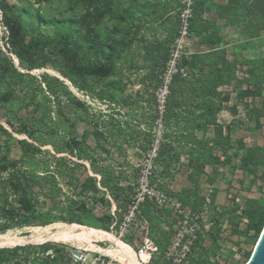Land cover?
Wrapping results in <instances>:
<instances>
[{"label": "trees", "instance_id": "trees-1", "mask_svg": "<svg viewBox=\"0 0 264 264\" xmlns=\"http://www.w3.org/2000/svg\"><path fill=\"white\" fill-rule=\"evenodd\" d=\"M76 1L85 5L84 11L77 16V23L73 24V20H70L67 28L59 29L56 20L46 19L39 11L35 25H29L24 21L25 11L17 10L8 0H0L1 22L6 28L2 39H5L3 44L7 50H4L0 41V105L16 117L19 110L33 107L29 120H22L18 127L12 124L13 129L41 143H45L43 131L50 135L63 131L65 139L60 145L54 142L55 148L76 154L79 158L89 157L86 140L90 136L98 145L103 139L115 147H138L149 153L155 146L154 125L160 117L155 95L148 101L149 111L142 109L138 113L132 109L130 113L127 112L125 119L111 117L93 122L89 106L60 78L44 73L42 81L46 90L41 82L28 84L33 80L38 81L31 74L32 70L55 62V69L68 78L75 88L94 91L96 85L104 81L96 93L102 99L107 97L111 103L117 101V94L123 88L118 82L109 81V78L118 72V59L127 45L126 36L105 34L102 25L107 18L117 20V25L125 22V31L117 26L118 31L130 34L139 18L135 12L140 11L144 15L147 13L146 8L140 0ZM148 6H151L150 3ZM204 14V2L193 0L188 31L190 36L199 38L209 48L182 56L180 66L185 67L188 74H174L169 84L161 116V135L149 173L154 193L162 192L167 197L182 201L189 207L188 214L185 211L174 212L170 206H158L152 192L144 193L143 200L138 203L136 216L147 222L146 232L156 246L148 264H176L168 256V251L178 222L187 221L188 226L199 224L193 226L192 232L184 233L181 239V245L192 239L189 253L193 258L192 264H241L227 259L220 263L215 258L222 249L224 233L246 236L255 241L264 228V198L244 205L236 201L232 205H223L215 201L216 191L207 200L199 190L204 176L210 185L217 181L216 175L207 172L209 166L214 169L217 165L227 167L228 176H222V179L229 187L239 183L242 189L251 190L260 177L264 179V136L261 144L250 148L246 145L245 134L234 137V131H237L234 124L239 115L238 103L228 105L231 96L224 92V87L232 86L238 101H246L247 121L255 122L257 130H264V54H254L252 47H243L241 44L230 48V42L220 34L217 21L206 18ZM216 17L227 20L248 41L253 40L264 33V0H227L217 5ZM47 23L51 24V28H46ZM150 49L152 61L164 71L170 57V42L152 44ZM245 49L249 54L245 53ZM7 52L18 58V65ZM239 72H242V76H239ZM152 85L156 89L157 86ZM59 89L68 95L67 103L62 102ZM249 98L255 103L250 104ZM52 103L56 116L54 121L47 123L46 117L53 118ZM127 103L132 106L130 102ZM137 107L143 108L139 100ZM223 110H229L233 116L228 124L221 122L230 117L228 112H221ZM40 112L43 113L39 117L37 114ZM79 120L89 124L81 137L77 132ZM18 142L24 152L22 158H0V173L7 174V181L0 188V233L16 226L47 225L55 221L77 222L109 231L112 224L120 225L124 215L136 202L132 177L128 176L125 168L121 166L117 170H103L95 167V171L101 174L99 185L105 188L104 194L99 197L102 190L93 177L81 182V189L91 191L90 198L93 201L110 206L111 201L106 197L108 193L115 203L114 214L94 216L93 209L86 203L74 199H70L71 210L66 216H53L50 212L41 211V205L48 202L55 208L60 205L63 192L58 174L38 172L40 162L37 153L41 149L26 138ZM102 149L110 151L105 146ZM230 150H234L235 155L241 153L239 163H232ZM61 160L63 158H58L57 162ZM181 171L191 185L175 191L172 183ZM58 173L62 175L64 172L58 170ZM70 175L73 176V170H70ZM123 181L127 184H122ZM41 197L44 200L41 201ZM163 223H167L168 227ZM26 246L0 248V264H20L13 262L11 256ZM250 256L251 252L247 251L246 258Z\"/></svg>", "mask_w": 264, "mask_h": 264}, {"label": "rangeland", "instance_id": "rangeland-1", "mask_svg": "<svg viewBox=\"0 0 264 264\" xmlns=\"http://www.w3.org/2000/svg\"><path fill=\"white\" fill-rule=\"evenodd\" d=\"M8 1L11 4H14L17 7V10L21 12L25 11L24 21L27 24L35 25L37 22L36 14L39 11L40 14L46 19L56 20V24L59 26V29L67 28L69 22H71L70 20H73V24H76L77 16L83 12L85 8V5L78 3L76 0ZM199 1H202L205 4L204 16L217 21L219 24L220 34L225 40L230 42V48H232L235 44H241L243 47H252L255 51L254 54H264V33H262L258 38L248 41L243 33H241L239 29L231 26L227 20L217 19V5L224 3L227 0ZM139 2L143 4L144 8H146L147 13L141 15L140 11L135 12V15L139 16V18L136 19V25L132 27L130 34L126 32L121 33L118 31L117 26H119L123 32L125 31V22L117 25V20L107 18L105 23L102 25L103 32L105 34H113V36L118 37H121L122 35L126 36L127 45L124 46L122 56L118 59L117 63L118 72L116 75L109 78V81L114 80L115 82H118V84H121V87L123 88V90L119 91L117 94L116 102L111 103L110 99L107 97L102 99L100 95L96 93L98 92V89L101 87V85L104 84V81L99 82L98 85H96V89H94V91H81L78 88H75L68 78L64 77L55 69V62L49 63L46 67L32 70L31 74L37 77L38 81L36 82L33 80L28 84H38L41 82L42 86L46 90L45 83L42 81V75L44 73L60 78L63 80V84H68V88L79 99L84 101L86 105L89 106L90 119H93V122H95L96 119H107L111 117L115 119H125L127 112L130 113L132 109H136V112L138 113H140L142 109L149 111L150 106L148 105V101L153 95H155L157 98V91L160 85L161 75L163 73L162 68L156 66L152 61L150 55L151 45L158 44V42L161 41H167L170 42L172 48L174 40L179 37L180 31L183 29L182 14L185 13V10H191V4L193 0H140ZM148 3H150L151 6H148ZM125 5L127 6V3ZM1 18L0 12V40L4 43L5 39L3 41L2 38L6 34V28L2 24ZM50 25L51 24L47 23L46 28H51ZM3 46L5 48L4 44ZM208 48L209 46L201 43L199 38L191 35L184 42L183 56L195 52H201ZM245 53L249 54V51L245 49ZM11 54L12 53H10V56L12 57L13 61L16 65H18V58L15 55L12 56ZM238 74L239 76H242V72H239ZM152 84L157 86L156 89ZM224 92L230 93L231 96L228 105L238 103L239 115L234 124V129H237V131H234V137L236 138L240 134H245V141L248 148L257 144H261L263 142L264 130H257L255 122L247 121L245 115L246 101H238L236 98L237 93L234 91L232 86L224 87ZM59 94L61 96L60 98L62 102L67 103L68 95L64 93V91H61V89H59ZM138 100L140 104H142L143 108L137 107ZM251 100L252 99L249 98L248 102L250 104H254L255 102H251ZM127 102H130V105L132 106H128ZM44 103L45 101L43 102V106ZM51 106L52 110H54L52 111L53 118L46 117L45 122L47 123L54 121V117L56 116L54 108L55 105L52 103ZM156 109L159 111L158 100ZM42 113L43 112L38 113L37 116H42ZM80 113L82 114L83 112ZM32 114L33 107H30L28 109L19 110L18 117H16L13 112L7 111L5 107L0 105V126L9 132H4L0 127V158H22L24 156V152L18 142L19 139L26 138L41 149V151L37 153V158L40 162L38 172L44 174V172L47 171L49 173L55 172L58 174V182L63 192L60 198L61 201L59 207L55 208L52 206L51 202H48L41 205V211L50 212L53 216H66L71 210L70 199H74L76 201L86 203L87 206L93 209L94 216H102L103 214L107 213L114 214L115 203L108 193H106V197L111 201L110 206L102 203L101 201H93V199L90 198L91 191H84L81 189V182H83L88 177L96 178L99 185L101 174L95 171V167L101 168L103 170H117L121 166L125 168L127 170L128 176L132 177L131 182L135 187L136 200L143 198L144 193L147 191L154 193V185L150 183L151 179L149 178V171L152 168V151L145 153L138 147H128L125 145L119 148L111 145L108 141L103 139L100 140V144L98 145L93 136H90L86 140L89 157L84 155L85 157L79 158L76 154H71L68 151L58 150L55 148L54 142L60 145L65 139V133L63 131L53 135L43 131L42 139L45 140V143H41L39 141H34L25 133L18 134L13 129L12 124L18 127L22 120L28 121ZM71 116L74 118L73 115ZM19 117L21 119H19ZM229 118L230 117H227V120H229ZM158 120L159 117L154 125V132L156 135L155 145L157 144L161 135V126ZM88 126L89 124L86 121L79 120L77 124V132L80 137L83 135L85 129ZM60 127L62 128V126ZM10 134L13 137H11ZM104 146L110 151H104L102 149ZM230 153L232 154V163H239V155L241 153L235 155L234 150H230ZM58 158H63V160L57 162ZM58 170H62L64 173L60 175ZM70 170H73V176L70 175ZM207 172L214 174L217 177V181L214 183V185H210L204 176V179H202L199 185V190L208 198L207 200L211 199V194L214 191L217 193L215 201L218 204L223 205H232L234 201L244 205L249 202L258 201L259 199L264 198V179L262 177L257 180V183L251 190H244L241 188L239 183H235L233 186L229 187V185L222 179V176H228L227 167L225 166L217 165L216 169L209 166L207 168ZM6 179L7 174L0 173V188L5 185L7 181ZM122 184L127 183L126 181H123ZM187 185L189 186L191 184L187 180L184 172L181 171V173L178 174L176 180L172 183V188L175 191H179L183 186ZM100 189L102 191L99 194V197L104 194L103 191L105 188L100 187ZM156 192L157 191H155V193ZM42 200H44V197H41V201ZM153 200L158 206H170L174 208V212L178 213L185 211L187 212L186 214H188L189 207L185 206L183 202L177 198L168 197V199H164L161 194L157 193L154 195ZM125 216L126 214L124 215L123 221L125 220ZM205 218L206 216L204 215V219ZM171 219L172 217H170V220ZM141 220H143V218L136 216L131 220H126L124 223L122 221L120 225L117 226H114V223L109 229L110 232L114 233L119 239L129 244L137 253H139L140 258L142 252L140 253L139 250L147 245L145 240V224L141 222ZM40 224L41 223L26 227L16 226L10 228L9 230L27 234L31 227L41 226ZM163 225L168 227L167 223H163ZM197 225L199 226V224ZM197 225L192 224L191 226ZM191 226H188L187 221L182 223L178 222L175 225L174 228L177 232L172 239V245L168 251V256H171L173 261L181 257L183 252L186 250L185 243L181 245L180 238L184 233L190 230ZM258 239L259 237L255 241H251L246 236L239 237L237 235H226V233H224L222 249L215 258L219 260L220 263H224V259H227L234 263L239 262L241 264H246L250 259L246 258V252L250 251L252 255ZM96 244L103 248L116 247V245L109 240L98 241ZM25 245H27L25 249H22L17 254L11 256V258L14 260L13 262H20V264H67V261L60 253V250L70 246H77L85 250L88 260L87 262L89 263H94L98 258L97 264H124L112 255L96 248H90L85 244L81 245L68 242L51 241L47 242V244L43 246L40 244ZM186 259L188 260L186 261V264H192L193 258L191 254L188 255Z\"/></svg>", "mask_w": 264, "mask_h": 264}, {"label": "bare ground", "instance_id": "bare-ground-1", "mask_svg": "<svg viewBox=\"0 0 264 264\" xmlns=\"http://www.w3.org/2000/svg\"><path fill=\"white\" fill-rule=\"evenodd\" d=\"M27 234L8 230L0 233V248H13L25 244H42L47 242H68L85 244L106 252L124 264H148L150 253L143 250L141 258L129 244L119 239L114 233L79 223L55 222L44 226H33ZM112 241L116 247L103 248L98 241ZM84 245V246H85Z\"/></svg>", "mask_w": 264, "mask_h": 264}, {"label": "built area", "instance_id": "built-area-1", "mask_svg": "<svg viewBox=\"0 0 264 264\" xmlns=\"http://www.w3.org/2000/svg\"><path fill=\"white\" fill-rule=\"evenodd\" d=\"M190 15H191L190 9L185 10V13L182 14L183 29L180 31L179 37L176 38L172 44V48L170 49L169 60L166 64L165 70L163 71V73L161 75V81H160V85H159L158 91H157L158 108H159V112H160V117H159L158 121L160 123V126H162L161 116H162V113L164 111L166 97L169 93V84L171 83V79H172L173 75L178 73V72L182 73V75H184V76H186L188 74L187 69L185 67H181L180 64H181V59H182V56L184 53L183 52L184 42L190 36V33L188 31V17ZM1 44L3 46L2 41H1ZM3 48H4V46H3ZM4 50H6V49L4 48ZM8 54L10 55V53H8ZM11 55L14 56L13 54H11ZM156 150H157V144L154 146V148L152 150V159L156 155ZM149 173H150V171H149ZM157 193L161 194L162 197H164V199H168V197L165 196L162 192H156V193L152 192L153 195H156ZM143 198L138 199V200H136L135 203H133V205L129 209V212L126 214L125 220L123 221V223L126 220H131V219L136 217V211L138 208V203H139V201H142ZM243 221L246 222L247 220L243 219ZM141 222H143L145 224V233H146L145 234V236H146L145 240H146L147 245L144 248H142L141 250H139V252L141 253L143 250L148 251L150 253V257L148 259V262H149V260L152 256V252L156 250V246L154 245V242L151 240V238L148 236V233L146 232L147 222L144 219L141 220ZM193 228L194 227L191 226V228L188 232H192ZM182 238H183V235L180 238V242H181ZM191 242H192V239H190V238L184 242L186 250L183 252L181 257H179L178 259H175L173 261L174 263L180 264V263H185L187 261L186 257L190 253ZM60 253L64 256V259L67 261V264H97V261H98V258H97L94 263L87 262L88 260H87L85 250L83 248H80L77 246H70V247L63 248L62 250H60Z\"/></svg>", "mask_w": 264, "mask_h": 264}, {"label": "water", "instance_id": "water-1", "mask_svg": "<svg viewBox=\"0 0 264 264\" xmlns=\"http://www.w3.org/2000/svg\"><path fill=\"white\" fill-rule=\"evenodd\" d=\"M246 264H264V228L259 236L251 257Z\"/></svg>", "mask_w": 264, "mask_h": 264}, {"label": "crops", "instance_id": "crops-1", "mask_svg": "<svg viewBox=\"0 0 264 264\" xmlns=\"http://www.w3.org/2000/svg\"><path fill=\"white\" fill-rule=\"evenodd\" d=\"M221 112H228V113L230 114V118H229V120H227V121H221V122L224 123V124H228V123L232 120V118H233L232 114L230 113L229 110H223V111H221Z\"/></svg>", "mask_w": 264, "mask_h": 264}]
</instances>
